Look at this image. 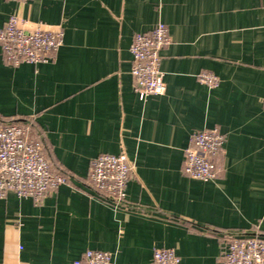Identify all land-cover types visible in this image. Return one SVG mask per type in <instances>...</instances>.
I'll list each match as a JSON object with an SVG mask.
<instances>
[{"label":"crops","instance_id":"0c3cea01","mask_svg":"<svg viewBox=\"0 0 264 264\" xmlns=\"http://www.w3.org/2000/svg\"><path fill=\"white\" fill-rule=\"evenodd\" d=\"M10 15L60 29L62 43L35 65L0 48V122L31 124L53 172L71 178L39 202L0 199V264H71L87 250L153 264L159 248L178 264H226L224 234L264 237V0H0V29ZM158 23L166 91L141 100L129 47ZM202 72L218 85L199 83ZM213 127L219 177H185L191 136ZM99 155L133 163L120 207L88 181Z\"/></svg>","mask_w":264,"mask_h":264},{"label":"built area","instance_id":"2783aa9c","mask_svg":"<svg viewBox=\"0 0 264 264\" xmlns=\"http://www.w3.org/2000/svg\"><path fill=\"white\" fill-rule=\"evenodd\" d=\"M25 23L16 15H10L0 29V48L7 62L35 65L49 61L62 43V31L41 26L27 30ZM169 44L168 30L163 23L134 35L129 47V73L139 99L165 93L159 63L160 51ZM197 80L208 88L216 87L219 82L210 72L200 73ZM223 143L224 135L216 127L193 133L191 146L184 151L181 173L193 180H216ZM132 171L133 163L125 155H99L90 161L87 177L101 198L120 207L124 205L125 187ZM70 178L68 174L53 172L42 135L36 134L31 124L0 122V199L12 192L39 202ZM222 243L226 264H264V237L227 233L222 236ZM111 259L109 252L87 250L71 264H110ZM178 261L174 249L153 251V264H178Z\"/></svg>","mask_w":264,"mask_h":264}]
</instances>
